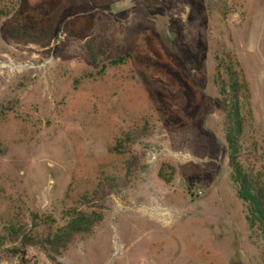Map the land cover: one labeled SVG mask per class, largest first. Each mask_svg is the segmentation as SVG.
Instances as JSON below:
<instances>
[{"label":"rangeland","instance_id":"rangeland-1","mask_svg":"<svg viewBox=\"0 0 264 264\" xmlns=\"http://www.w3.org/2000/svg\"><path fill=\"white\" fill-rule=\"evenodd\" d=\"M230 71L260 187L264 0H0V264H264L229 161ZM93 211L59 256L8 252L12 225L41 239Z\"/></svg>","mask_w":264,"mask_h":264},{"label":"trees","instance_id":"trees-1","mask_svg":"<svg viewBox=\"0 0 264 264\" xmlns=\"http://www.w3.org/2000/svg\"><path fill=\"white\" fill-rule=\"evenodd\" d=\"M231 72V71H230ZM228 82L223 83L220 88L222 97V110L225 115L226 143L229 152V161L233 169V180L238 186L239 199L250 206L251 215L264 227V185L257 184V180L250 173L244 172L240 165L241 137L243 135L244 120L242 108L245 105L239 96L241 86L238 75L232 72L228 75ZM247 91V86H244ZM123 188V185L115 180L100 182L90 199H85L88 204L104 202L115 191ZM98 208V207H97ZM92 207H88L91 210ZM101 211V209H100ZM104 215L96 211L74 213L68 217L66 225L60 228L53 236L48 235L41 239H34L27 232V227L12 225L8 234V241L11 247L8 252L13 257L20 254L26 256L28 248L40 247L51 255H61L73 245L80 237L90 235L95 227L103 220ZM17 244L20 246L17 247Z\"/></svg>","mask_w":264,"mask_h":264},{"label":"built area","instance_id":"built-area-1","mask_svg":"<svg viewBox=\"0 0 264 264\" xmlns=\"http://www.w3.org/2000/svg\"><path fill=\"white\" fill-rule=\"evenodd\" d=\"M202 194H203L202 191H198V192H197V195H198V196H202Z\"/></svg>","mask_w":264,"mask_h":264}]
</instances>
